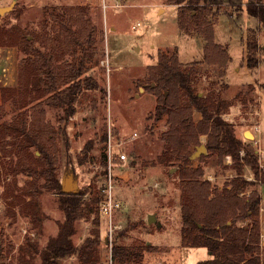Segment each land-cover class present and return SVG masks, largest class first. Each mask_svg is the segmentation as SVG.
<instances>
[{
  "label": "rangeland",
  "instance_id": "obj_1",
  "mask_svg": "<svg viewBox=\"0 0 264 264\" xmlns=\"http://www.w3.org/2000/svg\"><path fill=\"white\" fill-rule=\"evenodd\" d=\"M249 1L242 0L239 8L221 6L214 25L215 40L227 48L231 61L223 79L219 78L218 67L202 63L198 89L200 94L206 93L209 82L215 79L227 83V88L221 86L222 82L218 86L226 99L242 91L243 96L224 117L234 124L238 137L259 150L264 149V64L254 68L246 65L247 30L259 26L258 19L247 10ZM11 4L12 9L0 13V87L18 85V65L24 57L19 46L21 37L36 40L35 45L41 49L51 47V40L59 32L53 13L86 6L87 17L97 29L99 60L85 75H92L98 88L79 93L74 114L64 121H60L63 109L45 105L46 120L57 130L58 172L63 190L65 180L72 175L71 192L81 194L85 201L93 193H103L105 199L111 177L113 198L121 204L112 217L118 227L110 233L109 217L99 208L97 213L78 218L72 235L74 244L80 246L92 237L98 239V245L92 253L84 254L85 258L76 252L61 258V264H199L208 258L206 247L183 245L180 167L160 160L165 150L163 132L169 126L166 117L153 116L157 96L145 85L148 66L157 63L159 51L165 48L177 47L180 61L185 64L203 59L205 40L193 23L182 30L178 23L180 9L168 0H0V7ZM138 22L140 25L134 28ZM258 38L264 46L263 29H259ZM65 59L70 61L71 57L66 55ZM0 106L5 117L10 118L11 102L9 98L4 101L1 90ZM199 118L196 113L195 119ZM247 130L254 138L245 134ZM191 151H195L194 147ZM122 152L127 154L125 160L119 159ZM1 153L4 152L0 150V264H16L24 254L30 257L28 264H41L40 254L31 257L32 250H26L27 239L38 251L44 250L49 240L58 235L64 211L58 195L44 188L37 194L39 215L33 220L28 208L31 196L24 194L33 178L23 172L11 173L7 167L15 164L16 158L11 153L7 157ZM201 155L194 158L193 165H202L213 184L223 186L237 174L230 155L223 161L215 152H207L200 159ZM259 168L258 185L264 178V158L262 166L259 160ZM243 176L255 180L249 167ZM151 214L156 216V222L149 223ZM95 231L100 234L96 236ZM115 241L131 251L126 261L113 258Z\"/></svg>",
  "mask_w": 264,
  "mask_h": 264
},
{
  "label": "trees",
  "instance_id": "obj_2",
  "mask_svg": "<svg viewBox=\"0 0 264 264\" xmlns=\"http://www.w3.org/2000/svg\"><path fill=\"white\" fill-rule=\"evenodd\" d=\"M168 2L180 9L179 27L186 30L192 22L205 40L203 59L186 64L180 61L177 47L159 51L158 61L148 66L145 80L147 88L157 96L153 116L156 119L166 117L169 126L163 132L165 150L160 160L166 165L180 167L183 245L209 250L211 257L199 264H264L261 193L254 188L260 176L258 150L251 142L238 137L234 124L224 117L243 93L240 91L232 99H226L218 87L223 81L215 79L209 82L206 93L200 94L198 89L203 76L202 63L218 67L220 79L226 74L231 56L227 48L215 40L214 25L222 5L239 8L242 0ZM247 10L259 22L258 28L250 27L246 34V65L254 68L264 64V46L258 38L259 29L264 30V2L251 0ZM62 11L52 14L59 23V32L51 40V47L41 49L35 45L36 40L20 38L24 57L18 65V85L15 88L0 87L4 101L9 98L13 109L11 117L6 118V112L0 106V150L4 152L1 156L7 157L11 153L16 158L15 164L7 167L11 173L23 172L33 178L24 193L31 196L28 208L33 220L39 215L37 194L44 188L58 195L65 214L58 235L49 240L44 250L38 251L27 239L26 250H32L31 257L40 254L41 264H61L60 259L65 256L78 252L85 258L84 254L93 252L98 239L88 237L76 246L72 235L76 220L97 213L105 196L91 193V198L85 201L81 194L65 192L59 178L57 130L46 120L45 105L63 109L65 113L60 121H64L74 114L77 95L99 86L92 75H85L99 60L97 29L87 17L89 8L76 6ZM66 55L71 57L70 61L65 59ZM153 82L155 86L151 85ZM221 86L227 88L228 85L223 83ZM242 103L246 104V99ZM196 113L200 114L198 120ZM203 135L205 141H202ZM201 144L206 145L208 152H215L220 161L231 156L237 174L223 186L206 178L202 165H193L191 148L196 149ZM205 156L201 155L200 159ZM246 167L253 171L254 181L243 176ZM95 234L98 236L100 232L95 231ZM128 249L115 241L113 258L126 261L131 254ZM29 258L24 254L16 264H28Z\"/></svg>",
  "mask_w": 264,
  "mask_h": 264
},
{
  "label": "built area",
  "instance_id": "obj_3",
  "mask_svg": "<svg viewBox=\"0 0 264 264\" xmlns=\"http://www.w3.org/2000/svg\"><path fill=\"white\" fill-rule=\"evenodd\" d=\"M105 7L107 6V4L104 2ZM118 5V4H116ZM140 25V22H138L137 24H134L133 27L137 28ZM244 154V150H241V155ZM258 154H259V160H260V164L262 166V160L264 158V149L260 148L258 150ZM121 157L119 158L120 160H125L127 154L125 152H122ZM113 163V160L111 158V153H110V164ZM107 193H106V197L105 199L102 201L101 206H100V212H102L105 216L109 217L110 220V233L118 227V225L113 224L112 222V217H113V213L119 209L121 207V204L119 201L115 200L113 198V193H112V181H111V177L108 181V187L106 189ZM261 241H264V232H261Z\"/></svg>",
  "mask_w": 264,
  "mask_h": 264
},
{
  "label": "water",
  "instance_id": "obj_4",
  "mask_svg": "<svg viewBox=\"0 0 264 264\" xmlns=\"http://www.w3.org/2000/svg\"><path fill=\"white\" fill-rule=\"evenodd\" d=\"M13 5H8V6H3L0 7V13H3L6 10H10L12 9ZM155 83L153 82L152 85H154ZM246 135L253 137L254 138V134L252 133V131L247 130L245 132ZM208 152L207 147L205 144H201L199 146L196 147L195 151L192 153V158L194 159L195 157L201 155V154H206ZM64 191L65 192H71L73 191V184H72V175H70L64 183ZM149 223L152 222H156V216L154 214H151L149 216L148 219ZM158 225H160V222H157Z\"/></svg>",
  "mask_w": 264,
  "mask_h": 264
},
{
  "label": "crops",
  "instance_id": "obj_5",
  "mask_svg": "<svg viewBox=\"0 0 264 264\" xmlns=\"http://www.w3.org/2000/svg\"><path fill=\"white\" fill-rule=\"evenodd\" d=\"M2 64L6 65V63L4 61H2ZM248 67V66H247ZM6 69V66L3 67L2 71H4ZM258 189L261 193V211H260V224H261V231L264 232V183L262 182L261 184L258 185ZM209 257H211V254L209 252ZM206 258V259H208Z\"/></svg>",
  "mask_w": 264,
  "mask_h": 264
}]
</instances>
